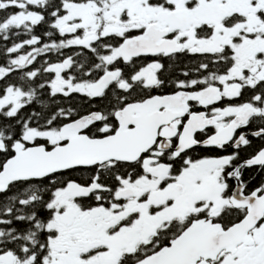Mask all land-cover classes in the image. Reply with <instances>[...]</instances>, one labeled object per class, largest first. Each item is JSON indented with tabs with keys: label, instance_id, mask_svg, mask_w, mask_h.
<instances>
[{
	"label": "snow or ice",
	"instance_id": "6c2138e0",
	"mask_svg": "<svg viewBox=\"0 0 264 264\" xmlns=\"http://www.w3.org/2000/svg\"><path fill=\"white\" fill-rule=\"evenodd\" d=\"M0 264H264V0H0Z\"/></svg>",
	"mask_w": 264,
	"mask_h": 264
}]
</instances>
